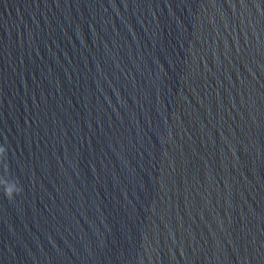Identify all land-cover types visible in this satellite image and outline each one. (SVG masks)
Listing matches in <instances>:
<instances>
[{"label":"water","instance_id":"water-1","mask_svg":"<svg viewBox=\"0 0 264 264\" xmlns=\"http://www.w3.org/2000/svg\"><path fill=\"white\" fill-rule=\"evenodd\" d=\"M0 264H1V0H0Z\"/></svg>","mask_w":264,"mask_h":264}]
</instances>
